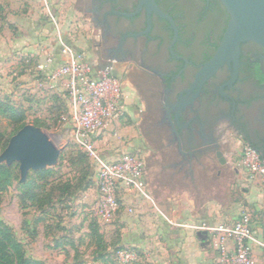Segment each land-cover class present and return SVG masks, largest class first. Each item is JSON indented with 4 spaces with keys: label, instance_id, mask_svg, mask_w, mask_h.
<instances>
[{
    "label": "rangeland",
    "instance_id": "obj_1",
    "mask_svg": "<svg viewBox=\"0 0 264 264\" xmlns=\"http://www.w3.org/2000/svg\"><path fill=\"white\" fill-rule=\"evenodd\" d=\"M41 37L48 45L42 49L33 47ZM59 37L84 52L90 65L101 64L98 33L76 0H0V99L25 110V124L40 127L61 149L58 163L47 167L52 171L45 178L31 170L27 180L21 182L19 163H5L11 176L7 189L0 194V220L12 229L32 259L46 264H121L116 249L125 245L118 240L115 218L98 226L94 223V171L90 159L80 152L72 138L64 93L52 89L43 76H37L38 61L56 50ZM117 74L122 76L129 97V112L119 121L121 138L102 140L101 149L107 152L122 142L132 149L141 148L146 163H151L147 183L152 195L155 189L172 195L188 193L193 183L161 166L162 155L142 134L139 114L144 103L125 75ZM18 126L0 114L4 144L8 145L19 131ZM227 139L234 142L232 149L222 151L229 165L221 167L216 158H205L204 166L195 165V178L207 181L205 187H211L212 178L217 179L219 186L228 188L232 198L244 197L246 188L255 196H264V185L252 188L247 173L236 163L243 149L241 138L231 133L226 135ZM4 149L0 147V154ZM219 170L222 172L218 176ZM32 194L34 200L29 199ZM261 199L264 205V198ZM249 207L255 208L252 204Z\"/></svg>",
    "mask_w": 264,
    "mask_h": 264
},
{
    "label": "flooded vegetation",
    "instance_id": "obj_2",
    "mask_svg": "<svg viewBox=\"0 0 264 264\" xmlns=\"http://www.w3.org/2000/svg\"><path fill=\"white\" fill-rule=\"evenodd\" d=\"M156 3L173 21L141 0H76L98 33L100 66L114 63L141 97L142 134L162 155L161 166L190 180L205 158L227 167L222 151L234 146L226 140L231 133L264 162V46L242 42L237 66L225 63L195 85L229 13L220 0Z\"/></svg>",
    "mask_w": 264,
    "mask_h": 264
},
{
    "label": "built area",
    "instance_id": "obj_3",
    "mask_svg": "<svg viewBox=\"0 0 264 264\" xmlns=\"http://www.w3.org/2000/svg\"><path fill=\"white\" fill-rule=\"evenodd\" d=\"M58 47L59 56L48 52L38 61L37 76H43L51 88L60 87L64 93L72 138L87 154L94 171L97 186L92 208L94 218L98 223L112 222L128 197L143 198L158 209L148 188L141 148L134 150L122 142L107 152L101 149L102 140L121 138L119 121L129 112V97L114 63L94 68L84 52L61 37ZM236 163L247 173L249 182L264 185V162L253 148L244 146ZM126 209L130 214L135 212L134 206ZM196 228L208 232L211 244L218 251L207 264H256L252 245L258 240L249 209L243 208L232 223L202 222ZM260 244L264 246V242ZM116 254L123 264L137 259V254L129 248H120Z\"/></svg>",
    "mask_w": 264,
    "mask_h": 264
},
{
    "label": "crops",
    "instance_id": "obj_4",
    "mask_svg": "<svg viewBox=\"0 0 264 264\" xmlns=\"http://www.w3.org/2000/svg\"><path fill=\"white\" fill-rule=\"evenodd\" d=\"M42 39L44 38L41 37L33 47L42 49L44 45H48ZM53 53L59 56V47H56ZM52 89L62 93L60 87L55 86ZM150 168L151 163L147 161V182L150 180ZM219 174L220 172L218 176ZM239 174L240 172L236 171L237 177ZM217 181L212 178L211 187H205L207 181L195 178L191 180L193 187H190V191L182 194L178 192L172 195L155 189L153 195L158 209L143 198H126L125 206L114 220L120 245L139 250L145 264H207L217 256L218 251L211 244L208 232L196 226L202 222L232 223L239 217L243 208L251 209L249 204H252L255 208L250 211L258 240L253 243L252 252L255 263L264 264V246L260 244L264 242V205L261 199L264 196L262 193L255 196L246 188L244 197L232 198L228 188L223 189ZM249 184L255 188L257 183ZM216 188H222L223 192ZM128 206H134L135 212L128 213Z\"/></svg>",
    "mask_w": 264,
    "mask_h": 264
},
{
    "label": "water",
    "instance_id": "obj_5",
    "mask_svg": "<svg viewBox=\"0 0 264 264\" xmlns=\"http://www.w3.org/2000/svg\"><path fill=\"white\" fill-rule=\"evenodd\" d=\"M227 9L230 19L216 53L205 62L195 85L200 86L206 77L214 74L225 63L238 65L241 43L254 40L264 46V0H220ZM150 10L173 19L163 12L156 0H141ZM61 149L40 127L27 124L14 134L0 154V163L8 165L18 162L21 182L27 180L31 170H41L58 163Z\"/></svg>",
    "mask_w": 264,
    "mask_h": 264
},
{
    "label": "trees",
    "instance_id": "obj_6",
    "mask_svg": "<svg viewBox=\"0 0 264 264\" xmlns=\"http://www.w3.org/2000/svg\"><path fill=\"white\" fill-rule=\"evenodd\" d=\"M57 98V97H56ZM0 114L10 119L11 122L18 124V130L24 127L26 124L25 120V110L16 106L13 102L0 99ZM7 145V142L4 144V134L0 131V147L4 149ZM79 149V148H78ZM80 150V149H79ZM80 152L89 158L85 152L80 150ZM52 168H45L36 171V173L41 177L45 178L48 174L51 173ZM10 167L5 163H0V194L7 189L8 184L10 183ZM28 184V182L26 183ZM30 200H34V194L29 196ZM94 223L99 225V223L94 219ZM97 231V229H94ZM120 248H129L125 246H119L116 251ZM137 254V259L130 261L126 264H140L142 262V253L139 250L129 248ZM117 256V254H116ZM118 260V257H117ZM119 261V260H118ZM120 262V261H119ZM121 263V262H120ZM0 264H46L45 262L37 259H32L26 255V251L21 242H19L12 231V229L4 224L0 220ZM123 264V263H121Z\"/></svg>",
    "mask_w": 264,
    "mask_h": 264
}]
</instances>
